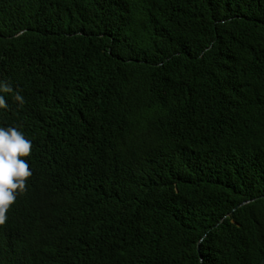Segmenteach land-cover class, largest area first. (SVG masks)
<instances>
[{
  "label": "trees",
  "instance_id": "obj_1",
  "mask_svg": "<svg viewBox=\"0 0 264 264\" xmlns=\"http://www.w3.org/2000/svg\"><path fill=\"white\" fill-rule=\"evenodd\" d=\"M2 88L0 264H264V0H0Z\"/></svg>",
  "mask_w": 264,
  "mask_h": 264
},
{
  "label": "clouds",
  "instance_id": "obj_2",
  "mask_svg": "<svg viewBox=\"0 0 264 264\" xmlns=\"http://www.w3.org/2000/svg\"><path fill=\"white\" fill-rule=\"evenodd\" d=\"M0 90L6 91V88ZM17 99H20L17 97ZM5 104L0 96V107ZM32 144L23 133L15 127H0V230L5 231L6 213L16 200V192H23L26 180L32 175L26 160L20 157L29 156ZM11 211V210H10ZM11 227L7 231H11Z\"/></svg>",
  "mask_w": 264,
  "mask_h": 264
}]
</instances>
